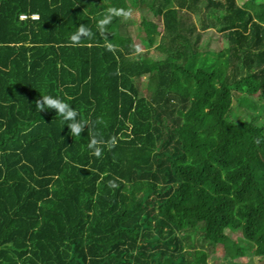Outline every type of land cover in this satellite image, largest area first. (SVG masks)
<instances>
[{"label": "trees", "instance_id": "1", "mask_svg": "<svg viewBox=\"0 0 264 264\" xmlns=\"http://www.w3.org/2000/svg\"><path fill=\"white\" fill-rule=\"evenodd\" d=\"M136 5V30H98ZM43 95L91 124L72 136ZM89 132L116 145L97 158ZM217 247L264 259V0H0V264H214Z\"/></svg>", "mask_w": 264, "mask_h": 264}, {"label": "clouds", "instance_id": "2", "mask_svg": "<svg viewBox=\"0 0 264 264\" xmlns=\"http://www.w3.org/2000/svg\"><path fill=\"white\" fill-rule=\"evenodd\" d=\"M114 15H123L127 18L130 15V12H125L124 10H115L109 9L104 17L98 21L97 28L103 34L106 28V25L111 22V19ZM93 32L90 28L84 26L83 24L79 25L77 31L73 33L70 37L71 45L78 46L81 43V38L91 39L93 37ZM111 47V45H109ZM36 108L41 112L45 113L48 109L54 110L59 116L67 122V127L70 130L72 136H80L84 132L85 128L91 124V121L87 118H79L80 113L71 107V105L65 102L59 97H54L52 95H43L34 100ZM100 120V118H97ZM116 138L112 137L109 141L105 142L103 139L98 138V133L89 132V142L87 148L90 150L91 154L97 158L103 155V147L106 146L109 149L116 145ZM110 187H117L113 181H109Z\"/></svg>", "mask_w": 264, "mask_h": 264}, {"label": "rangeland", "instance_id": "3", "mask_svg": "<svg viewBox=\"0 0 264 264\" xmlns=\"http://www.w3.org/2000/svg\"><path fill=\"white\" fill-rule=\"evenodd\" d=\"M135 7V8H134ZM133 9L131 10L130 13V20H131V25L133 26L134 30L137 29V27L140 24L141 17L140 13H142L145 17L147 18H152L151 14L146 13L144 10H141L138 8V6H134ZM140 34H143V32L140 31ZM209 35V41H208V46L212 50H219L225 46V40L224 38L217 32H214L213 30L205 31L203 33L204 38H208ZM236 235H240V233H236ZM213 258V263L214 264H227L222 258H221V248L217 247L215 249V252L212 253V256L210 257L211 261ZM237 260H241L244 263H249V264H264V259H259L256 256L252 255L251 253H247L246 255L237 258Z\"/></svg>", "mask_w": 264, "mask_h": 264}, {"label": "built area", "instance_id": "4", "mask_svg": "<svg viewBox=\"0 0 264 264\" xmlns=\"http://www.w3.org/2000/svg\"><path fill=\"white\" fill-rule=\"evenodd\" d=\"M25 17H26V15H21V18H25ZM31 18H36V15H32Z\"/></svg>", "mask_w": 264, "mask_h": 264}]
</instances>
